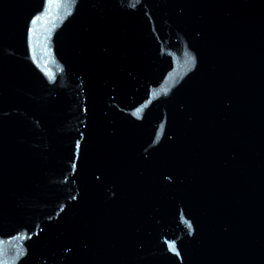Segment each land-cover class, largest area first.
I'll return each mask as SVG.
<instances>
[{"label":"water","instance_id":"obj_1","mask_svg":"<svg viewBox=\"0 0 264 264\" xmlns=\"http://www.w3.org/2000/svg\"><path fill=\"white\" fill-rule=\"evenodd\" d=\"M263 29L264 0H0V264H138Z\"/></svg>","mask_w":264,"mask_h":264},{"label":"snow or ice","instance_id":"obj_2","mask_svg":"<svg viewBox=\"0 0 264 264\" xmlns=\"http://www.w3.org/2000/svg\"><path fill=\"white\" fill-rule=\"evenodd\" d=\"M33 22H35V21L33 20ZM28 31H29V33H31L32 29H31V28H29V29H28ZM171 247H172V246H171V245H169V248H170V249H171Z\"/></svg>","mask_w":264,"mask_h":264}]
</instances>
